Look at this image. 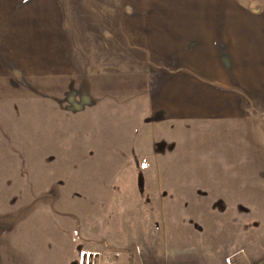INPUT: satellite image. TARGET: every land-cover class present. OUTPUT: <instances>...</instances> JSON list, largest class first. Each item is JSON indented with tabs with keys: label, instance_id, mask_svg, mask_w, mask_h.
<instances>
[{
	"label": "rangeland",
	"instance_id": "1",
	"mask_svg": "<svg viewBox=\"0 0 264 264\" xmlns=\"http://www.w3.org/2000/svg\"><path fill=\"white\" fill-rule=\"evenodd\" d=\"M0 264H264V0H0Z\"/></svg>",
	"mask_w": 264,
	"mask_h": 264
},
{
	"label": "crops",
	"instance_id": "2",
	"mask_svg": "<svg viewBox=\"0 0 264 264\" xmlns=\"http://www.w3.org/2000/svg\"><path fill=\"white\" fill-rule=\"evenodd\" d=\"M111 129H117V127H113V128H111Z\"/></svg>",
	"mask_w": 264,
	"mask_h": 264
}]
</instances>
